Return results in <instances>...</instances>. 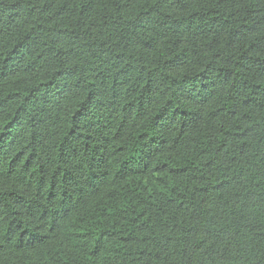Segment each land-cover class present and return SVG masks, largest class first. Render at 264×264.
Instances as JSON below:
<instances>
[{
	"label": "trees",
	"instance_id": "obj_1",
	"mask_svg": "<svg viewBox=\"0 0 264 264\" xmlns=\"http://www.w3.org/2000/svg\"><path fill=\"white\" fill-rule=\"evenodd\" d=\"M0 264H264V0H0Z\"/></svg>",
	"mask_w": 264,
	"mask_h": 264
}]
</instances>
